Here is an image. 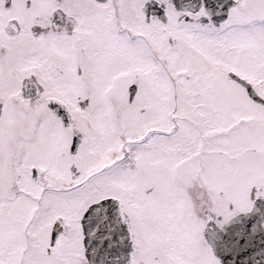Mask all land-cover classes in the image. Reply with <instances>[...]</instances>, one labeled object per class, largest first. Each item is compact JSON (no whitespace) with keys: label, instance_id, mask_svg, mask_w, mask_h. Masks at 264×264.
Returning <instances> with one entry per match:
<instances>
[{"label":"snow or ice","instance_id":"6c2138e0","mask_svg":"<svg viewBox=\"0 0 264 264\" xmlns=\"http://www.w3.org/2000/svg\"><path fill=\"white\" fill-rule=\"evenodd\" d=\"M0 264H264V0H0Z\"/></svg>","mask_w":264,"mask_h":264}]
</instances>
